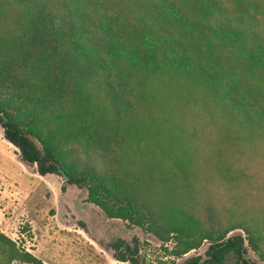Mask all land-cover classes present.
Listing matches in <instances>:
<instances>
[{
  "label": "trees",
  "instance_id": "1",
  "mask_svg": "<svg viewBox=\"0 0 264 264\" xmlns=\"http://www.w3.org/2000/svg\"><path fill=\"white\" fill-rule=\"evenodd\" d=\"M0 127L20 162L83 188L106 217L160 223L172 255L208 242L169 264L264 258V0H0ZM106 136L109 177L93 157ZM204 174L231 200L226 217L260 224L202 226L177 205ZM112 246L110 264H142L136 246ZM0 256L45 264L2 232Z\"/></svg>",
  "mask_w": 264,
  "mask_h": 264
},
{
  "label": "rangeland",
  "instance_id": "2",
  "mask_svg": "<svg viewBox=\"0 0 264 264\" xmlns=\"http://www.w3.org/2000/svg\"><path fill=\"white\" fill-rule=\"evenodd\" d=\"M104 141V150L93 157L98 168L109 177L111 170H115L110 164L112 160H109V155L104 156V153L114 149L116 144L109 136ZM251 172L254 176L259 175L252 169L246 170L247 174ZM166 175L172 180L169 173ZM204 176L200 181L202 183L192 179L189 194L186 193L188 188L179 189L174 196L175 203L198 216L194 218L202 226H220L228 219L240 218L244 219L243 223H259V217H226L227 209H231V200L225 190L218 186L216 179L210 178L209 174ZM155 190L143 189L137 194L145 202L148 197L156 198ZM210 205L214 214L213 217H206L211 214L207 210ZM161 230V224L156 221L148 226V217H144L142 226L106 217L98 207L86 200L83 188L68 184L55 174L38 175L34 166L19 161L16 148L3 138L0 127V232L13 240L17 248L29 251L45 264H110L117 262L112 256V242L120 240L137 247L142 264H169L203 254L208 244L202 240L197 248L176 257L170 252L173 239L165 241L155 234V231ZM229 233L242 234V231L234 229ZM261 248L264 251V238ZM246 256L258 264H264V258L249 248ZM4 262L0 256V264H6Z\"/></svg>",
  "mask_w": 264,
  "mask_h": 264
}]
</instances>
